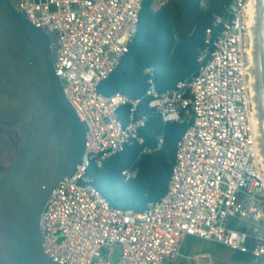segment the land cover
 <instances>
[{"label": "built area", "instance_id": "2783aa9c", "mask_svg": "<svg viewBox=\"0 0 264 264\" xmlns=\"http://www.w3.org/2000/svg\"><path fill=\"white\" fill-rule=\"evenodd\" d=\"M143 0H19L38 27L54 32L55 71L86 123L85 152L48 198L40 218L45 254L58 264H231L211 253L181 249L188 237L210 241L264 262V239L230 227L264 201L247 0H232L205 32L195 72L158 92L145 70L148 109L164 123L186 125L176 143L164 195L140 211L113 207L88 171L132 144L142 145L148 117L142 98L105 95L99 85L118 67L137 32ZM218 29V32H216ZM129 106L126 124L119 110ZM164 140L157 138L154 150ZM152 149L143 148L142 153ZM136 170L122 171L125 180ZM116 253L118 255L116 256Z\"/></svg>", "mask_w": 264, "mask_h": 264}, {"label": "water", "instance_id": "95a60500", "mask_svg": "<svg viewBox=\"0 0 264 264\" xmlns=\"http://www.w3.org/2000/svg\"><path fill=\"white\" fill-rule=\"evenodd\" d=\"M256 18L264 143V0H256ZM56 41L29 21L19 0H0V126L19 137L10 166L0 167V264H58L44 252L40 218L58 183L81 162L87 125L55 71Z\"/></svg>", "mask_w": 264, "mask_h": 264}, {"label": "trees", "instance_id": "16d2710c", "mask_svg": "<svg viewBox=\"0 0 264 264\" xmlns=\"http://www.w3.org/2000/svg\"><path fill=\"white\" fill-rule=\"evenodd\" d=\"M231 1L166 0L154 8L155 0H143L137 32L128 52L99 85V91L105 95L119 92L134 99L142 98L136 117H148L140 130L144 139L142 145H129L104 160L100 167L92 164L88 171L113 207L140 211L148 202L164 195L176 143L186 129L184 124L164 123L148 109L149 99L143 97L148 87L145 70L153 68L158 92L171 90L178 82L188 79L195 72L201 50L205 48L206 29ZM119 112L126 124L129 106L121 107ZM159 136L163 137V146L154 150ZM145 147L152 151L142 153ZM129 168L136 170V175L125 180L122 171ZM251 259L253 257L244 254V264Z\"/></svg>", "mask_w": 264, "mask_h": 264}, {"label": "rangeland", "instance_id": "374dc122", "mask_svg": "<svg viewBox=\"0 0 264 264\" xmlns=\"http://www.w3.org/2000/svg\"><path fill=\"white\" fill-rule=\"evenodd\" d=\"M164 2H166V0H155L154 8H158ZM252 208L253 209L250 211V205H248L246 208V216L238 219V222L236 219L230 218L229 225L234 228L238 225L242 232L264 239V201L256 204ZM193 248L211 253L218 261L229 262L231 264H244V254L231 250L227 247L217 245L213 242L193 237H188L185 240L181 253L183 255H190ZM117 255L118 253H116V256ZM180 264H183V262Z\"/></svg>", "mask_w": 264, "mask_h": 264}, {"label": "bare ground", "instance_id": "6f19581e", "mask_svg": "<svg viewBox=\"0 0 264 264\" xmlns=\"http://www.w3.org/2000/svg\"><path fill=\"white\" fill-rule=\"evenodd\" d=\"M247 13L249 15L248 27H249V37L250 46L248 49L249 54V70L252 74L253 80V90L255 99V108L257 115L258 131H259V145L261 153L264 154V143H262V133H261V120L260 111L258 103V92H257V18H256V0H247Z\"/></svg>", "mask_w": 264, "mask_h": 264}, {"label": "flooded vegetation", "instance_id": "af4514ba", "mask_svg": "<svg viewBox=\"0 0 264 264\" xmlns=\"http://www.w3.org/2000/svg\"><path fill=\"white\" fill-rule=\"evenodd\" d=\"M19 142L18 134L0 126V167L10 166Z\"/></svg>", "mask_w": 264, "mask_h": 264}]
</instances>
